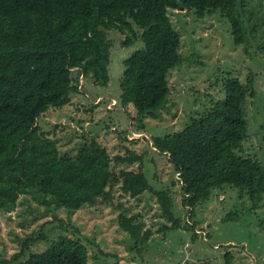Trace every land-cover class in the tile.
<instances>
[{"label": "trees", "instance_id": "16d2710c", "mask_svg": "<svg viewBox=\"0 0 264 264\" xmlns=\"http://www.w3.org/2000/svg\"><path fill=\"white\" fill-rule=\"evenodd\" d=\"M249 1L0 0V210H13L25 194L46 210H77L112 203L116 190L132 198L150 190L142 154L127 148L112 155L95 137L74 154L61 152L57 138L41 128L38 118L49 108L69 103L85 78L98 86L108 84L107 32L117 30L125 34V46L142 42L123 60L119 86L121 104L133 105L136 129L143 130V118H159L166 106L169 70L184 62L180 34L167 8L192 9L196 17L218 10L230 24L234 43L247 51L259 45L255 34L261 38L264 33L258 22L264 23L262 1L251 5ZM222 82V99L191 116L182 129L152 136V145L174 167L189 216L213 189L225 186L238 198L247 197L254 208L264 199V166L243 154L244 103L253 92V77L244 83L226 73ZM259 127L264 143V122ZM134 162L137 169L126 166ZM154 192L161 215L171 222L164 228L179 227L169 191ZM116 220L128 234V244L139 245L140 252L151 231L143 230L135 215L120 212ZM184 226L194 229L188 221ZM40 237L44 234L23 238L20 251L0 259V264H88L86 245L68 235H59L42 251L28 252L29 244ZM230 258L226 253V264Z\"/></svg>", "mask_w": 264, "mask_h": 264}, {"label": "rangeland", "instance_id": "374dc122", "mask_svg": "<svg viewBox=\"0 0 264 264\" xmlns=\"http://www.w3.org/2000/svg\"><path fill=\"white\" fill-rule=\"evenodd\" d=\"M255 2L250 0L249 5ZM167 13L180 34L184 62L169 70L170 93L159 118L145 116V128L136 129L133 105L121 104L123 60L142 42L125 46V34L117 30L107 32L111 44L108 84L98 86L92 78H85L83 88L73 93L69 103L49 108L38 118L41 128L57 138L61 152L74 154L95 137L112 155L123 154L127 148L142 154V168L151 189L135 198L116 190L112 203L77 210H46L29 194L21 195L13 210H0V259L19 252L23 238L42 233L44 237L29 244L28 252L42 251L59 235H68L86 245L88 264H226V253L231 256L228 264H264V199L254 208L247 197L240 199L236 191L225 186L213 189L189 216L174 167L167 155L152 145V136L182 129L191 116L200 114L213 100L222 99L226 73L244 83L252 75L253 92L247 94L244 103L247 132L243 154L264 166L259 127L264 122V33L261 38L255 34L259 45L244 51L243 45L234 43L230 24L218 10L203 17L184 7H169ZM258 22L264 29V23ZM126 166L137 169L138 163ZM163 189L169 191L174 216L180 222L175 229L164 228L171 222L161 215L154 192ZM120 212L135 215L142 229L151 231L140 252L139 245L131 247L128 234L119 228L116 219ZM229 213L234 217L229 218ZM186 221L194 229L185 228Z\"/></svg>", "mask_w": 264, "mask_h": 264}]
</instances>
